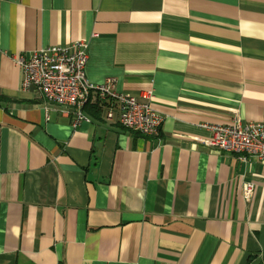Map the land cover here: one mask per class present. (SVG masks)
<instances>
[{
  "label": "crops",
  "instance_id": "obj_1",
  "mask_svg": "<svg viewBox=\"0 0 264 264\" xmlns=\"http://www.w3.org/2000/svg\"><path fill=\"white\" fill-rule=\"evenodd\" d=\"M79 41L156 135L22 86L17 54ZM235 118L264 124V0H0V264H264V162L205 143Z\"/></svg>",
  "mask_w": 264,
  "mask_h": 264
},
{
  "label": "built area",
  "instance_id": "obj_2",
  "mask_svg": "<svg viewBox=\"0 0 264 264\" xmlns=\"http://www.w3.org/2000/svg\"><path fill=\"white\" fill-rule=\"evenodd\" d=\"M88 44L79 41L71 46H49L32 51L28 56L20 53L15 62L23 71L22 86L34 87L50 102L75 108L74 125L87 119L82 108L92 98L107 99L106 118H117L127 129L143 135H156L162 123V116L150 101H141L134 94L116 90L115 80L108 78L94 83L86 76ZM211 132L205 140L209 146L236 154L241 160L256 157L264 162V124L248 122L243 124L235 118L226 124H203ZM255 184L244 182L243 196L250 200Z\"/></svg>",
  "mask_w": 264,
  "mask_h": 264
}]
</instances>
